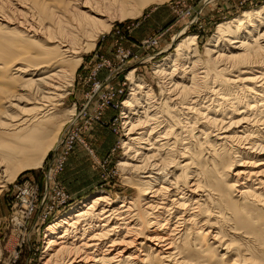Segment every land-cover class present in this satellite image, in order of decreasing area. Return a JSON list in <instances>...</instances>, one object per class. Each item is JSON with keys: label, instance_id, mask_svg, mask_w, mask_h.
I'll return each mask as SVG.
<instances>
[{"label": "bare ground", "instance_id": "1", "mask_svg": "<svg viewBox=\"0 0 264 264\" xmlns=\"http://www.w3.org/2000/svg\"><path fill=\"white\" fill-rule=\"evenodd\" d=\"M154 1L0 0V191L72 116L58 106L83 48ZM173 49L158 102L126 76L119 166L141 172L122 177L136 196L98 193L55 220L40 264H264V5L216 25L204 59L192 35Z\"/></svg>", "mask_w": 264, "mask_h": 264}, {"label": "rangeland", "instance_id": "2", "mask_svg": "<svg viewBox=\"0 0 264 264\" xmlns=\"http://www.w3.org/2000/svg\"><path fill=\"white\" fill-rule=\"evenodd\" d=\"M156 2H148L138 13L111 15L107 22L109 30L98 31L94 47L85 46L80 52L81 61L74 72L72 86L66 87V94L58 106L65 114L72 109V116L65 117V125L48 143L40 167L20 172L0 191V264H40L46 228L92 196L103 192L116 202L122 196H136V189L130 188L123 178L141 172L119 166L125 157L121 146L124 140L121 104L131 89L126 77L130 71L135 79L145 83L153 100L158 102V81L170 83L166 76L159 79L161 76L158 77L154 66L168 53H174L179 37L195 36L198 53L204 59V45L213 36L216 25L264 5V0ZM186 66L189 67L183 63L178 67L188 71ZM68 121L72 122L69 126L66 125ZM67 128L70 129L67 146L57 152L62 156V167L56 172L47 171L45 164L56 154L54 150ZM46 171L49 174H44ZM27 180L38 188L40 204L33 215L21 212L18 198V188ZM53 189L69 197L68 203L57 212L49 211Z\"/></svg>", "mask_w": 264, "mask_h": 264}, {"label": "built area", "instance_id": "3", "mask_svg": "<svg viewBox=\"0 0 264 264\" xmlns=\"http://www.w3.org/2000/svg\"><path fill=\"white\" fill-rule=\"evenodd\" d=\"M66 130L67 131L63 135L62 140L54 150V152L56 151V154L52 155L47 164H45L47 167V171L49 169L51 172H56V170L58 171L62 167V156L57 155V152L60 148L65 149L67 146V142L69 141L68 138L70 136V129L67 128ZM47 171L44 174H49V172ZM51 192L53 194V196L51 197L52 207L49 208V211L53 209V212H57L68 203L69 197L66 193L62 192L59 189H53ZM18 194V198L21 202V212H27L28 214L31 213V215H33L36 212L38 205L40 204V201L38 202L37 200L38 188L36 187V185H34L31 180L24 181L23 185H20V187L18 188ZM43 198L45 199V195L43 196ZM45 200L48 201L47 198ZM45 209L47 210V207H45Z\"/></svg>", "mask_w": 264, "mask_h": 264}, {"label": "crops", "instance_id": "4", "mask_svg": "<svg viewBox=\"0 0 264 264\" xmlns=\"http://www.w3.org/2000/svg\"><path fill=\"white\" fill-rule=\"evenodd\" d=\"M65 173V170H64V172H63V174Z\"/></svg>", "mask_w": 264, "mask_h": 264}]
</instances>
